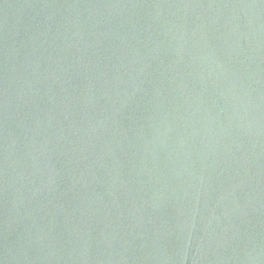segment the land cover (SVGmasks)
I'll return each mask as SVG.
<instances>
[{"label":"water","instance_id":"1","mask_svg":"<svg viewBox=\"0 0 264 264\" xmlns=\"http://www.w3.org/2000/svg\"><path fill=\"white\" fill-rule=\"evenodd\" d=\"M0 264H264V0H0Z\"/></svg>","mask_w":264,"mask_h":264}]
</instances>
